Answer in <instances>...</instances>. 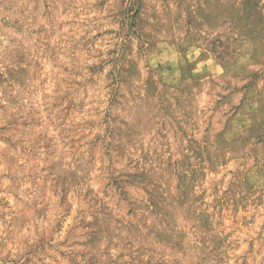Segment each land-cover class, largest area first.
<instances>
[{
  "label": "rangeland",
  "instance_id": "obj_1",
  "mask_svg": "<svg viewBox=\"0 0 264 264\" xmlns=\"http://www.w3.org/2000/svg\"><path fill=\"white\" fill-rule=\"evenodd\" d=\"M0 264H264V0H0Z\"/></svg>",
  "mask_w": 264,
  "mask_h": 264
}]
</instances>
